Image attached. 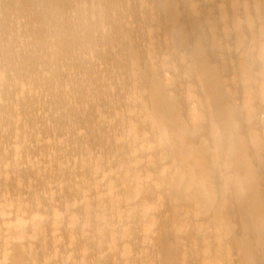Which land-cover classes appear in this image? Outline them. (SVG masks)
Here are the masks:
<instances>
[{
    "label": "bare ground",
    "instance_id": "6f19581e",
    "mask_svg": "<svg viewBox=\"0 0 264 264\" xmlns=\"http://www.w3.org/2000/svg\"><path fill=\"white\" fill-rule=\"evenodd\" d=\"M0 264H264V0H0Z\"/></svg>",
    "mask_w": 264,
    "mask_h": 264
}]
</instances>
